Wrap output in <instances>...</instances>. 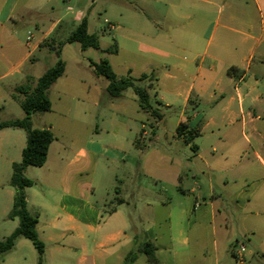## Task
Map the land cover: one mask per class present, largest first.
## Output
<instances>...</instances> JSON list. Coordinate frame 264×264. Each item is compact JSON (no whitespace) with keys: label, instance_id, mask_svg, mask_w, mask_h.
Wrapping results in <instances>:
<instances>
[{"label":"crops","instance_id":"0c3cea01","mask_svg":"<svg viewBox=\"0 0 264 264\" xmlns=\"http://www.w3.org/2000/svg\"><path fill=\"white\" fill-rule=\"evenodd\" d=\"M156 2L167 8L166 15L153 20L149 48L159 76L152 81L159 88L155 107L163 118L155 119L149 132L143 125L141 137H135L128 123L101 111V95L108 93L109 83L98 93L101 79L94 61L88 67L78 60L84 74L78 77L70 76L66 67L48 91V113L55 115L38 129H50L56 139L46 164L25 172L35 182L26 194L46 247L44 264H123L145 240L156 245L159 264H264V250L255 262L258 250L241 244V251L238 242L239 235L251 243L264 239V76L258 75L264 49L260 51L262 39L256 35V9L263 16L264 0ZM17 3L0 17V48L7 44L13 54H0V80L23 73L33 52L48 48L41 46L62 23L55 21L32 50L16 59L11 23ZM210 14L216 15L212 21ZM137 17L122 12L123 24H111L110 30H124L131 36L126 40L139 43L149 32L128 23ZM132 74L129 69L127 76ZM115 107L112 102L110 109ZM164 110L171 113L169 127ZM98 111L102 126L92 122ZM182 123L197 132L190 144L177 133ZM9 129L0 135L6 138ZM61 130L70 145L60 143ZM122 134L125 148L116 141ZM105 135L113 139L107 146L102 143ZM4 146L12 147L1 143L0 155ZM25 147L21 145L16 158H1L12 167L22 160ZM103 182L117 195L109 208L96 199L103 198ZM9 195L14 199L15 193ZM21 240L16 248L25 245ZM134 264H148L147 257L139 253Z\"/></svg>","mask_w":264,"mask_h":264},{"label":"rangeland","instance_id":"374dc122","mask_svg":"<svg viewBox=\"0 0 264 264\" xmlns=\"http://www.w3.org/2000/svg\"><path fill=\"white\" fill-rule=\"evenodd\" d=\"M15 1L16 0H0V17L4 18L6 16L11 5ZM17 2V7L13 13L14 19L11 23L16 31V59L19 58L21 53H27L32 50V46L41 41V39L47 35V32L55 21L59 19L62 21L60 28L52 33V35H47V37L50 40H55L59 43L64 42L75 30L78 24L86 17L88 20L89 33L97 35L100 39V49L89 48L86 51H83L79 43L66 44L63 47L61 58L66 63L70 76L78 77L79 75H84L77 66L78 60H82L89 67L91 61L99 63L101 61L100 58H107V60L111 62L114 72L119 76H127L128 70L131 69L134 72V74H132V77L134 78H139L143 74H154V78H159L158 69L154 63L155 60H153V55L149 48L153 47V43L151 42L153 20L154 18L156 20L161 17V15H166L167 8H160L157 5L156 0H17ZM30 5L35 6L36 9H29L28 6ZM256 11V35L262 39L261 51L264 49V14L262 16L258 9H256ZM122 12L138 16L137 20L133 21L130 19L128 23L149 32L145 35L147 37L140 38L141 42L137 43L135 41L126 40V38L130 39L129 37L131 36L124 30H110L111 24L116 26L123 24L119 21ZM215 16L216 15L214 14H210L208 20H214ZM213 22L209 24L210 29L213 27ZM29 36L32 38L31 41H28ZM133 38L135 37L133 36ZM115 43H117L119 47V53H106L105 51L113 47ZM0 54L6 55L7 58L9 56L12 58L13 56L12 53L8 52L7 44L4 45L3 49L0 48ZM58 60L55 51H52L49 48L38 49L33 52V58L22 67L23 73H14L0 80V122L19 120L25 117L24 110L20 106L18 100L14 98V94L17 95L15 88L27 84V80L24 78L25 75L33 78L31 79V86L35 87L38 78L42 76L46 70L54 67ZM2 73L3 70L0 69V75ZM258 75L264 76V66L263 70L259 72ZM91 79L95 78L92 76ZM100 79L101 82H98L97 84L98 93L101 91L100 89L102 85L104 86V84L108 83L106 78L100 77ZM147 84L149 85L150 83H145V85ZM149 91L152 95V102L155 105L159 98V96H157L159 88L155 85L154 87L152 86ZM127 93L126 96L116 99L110 98L108 93L101 95V101L103 104L102 109H105L101 111H105L107 115H109V118L113 117L115 120L119 119L128 123L129 126L133 128V131L136 134L135 137L140 138L141 127L145 125L146 132H149L152 129V126L156 125L155 118L141 109L138 98L133 89H128ZM53 100L54 103H56L54 97ZM112 102L115 103L116 107L110 109V104ZM122 105L123 107H119L120 109H118V106ZM163 113L164 122L169 127V125L172 124L170 119L171 113H167L165 110ZM95 114L96 119H93L92 122L102 126L101 112L99 113L98 111V113ZM54 115V113L49 114L48 112L36 113L32 118L33 128L38 129L47 126L48 122H51ZM71 116H75L74 106H72ZM105 122H108V119ZM108 123L107 125L110 126ZM6 133H8L6 138H3L2 134L0 135V144H10L12 147L8 148L7 146H4L1 149V155H9L16 158V152L22 144L26 143V132L24 130L10 128ZM123 138L124 135L122 134L121 138L116 140L119 146L125 144ZM102 140V143L107 146L108 141L113 139L111 136L105 135ZM150 140V137L146 138L147 142ZM258 140L262 139L259 138ZM69 141L70 140L65 133L61 130L60 143L69 144ZM194 142L197 143V140ZM1 155L0 241H3L18 227L19 220H11L8 218L14 202L13 197H10L9 195V191L15 193V189L10 185L13 168L1 158ZM32 169L37 171V168ZM31 175L32 174L30 173V176ZM100 186L101 190L99 193L102 194L103 198L97 197L96 199L101 204H106L105 207L109 208L116 202L115 197L117 195L115 194V189L114 187L110 188V186L104 182ZM21 239V241H24L25 245H19L18 248L15 247L11 252L0 256V264H39V254L33 243L26 238ZM238 242L239 247L241 244H244L249 248H253L254 251L258 250L255 251L256 253L253 257L255 262L262 257L261 254L264 250V245H261V243L264 242V239L258 238L251 243L245 236L239 235ZM234 244H236V247L238 246L236 241Z\"/></svg>","mask_w":264,"mask_h":264},{"label":"trees","instance_id":"16d2710c","mask_svg":"<svg viewBox=\"0 0 264 264\" xmlns=\"http://www.w3.org/2000/svg\"><path fill=\"white\" fill-rule=\"evenodd\" d=\"M79 43L82 50L89 48H100V39L95 34L89 33L87 19L75 28L71 35L64 41L57 43L55 40H47L41 47H48L55 51L58 56L57 64L49 68L37 81L35 87L31 86L32 80L29 78L27 84L16 88L14 98L18 100L25 112V117L19 120L0 122V131L4 129L24 130L27 135L26 147L22 152V160L14 163L10 185L15 189L13 208L8 215L11 220L18 219L19 225L12 234L3 241H0V256L11 252L17 241L21 238L30 240L39 254V264H44L46 247L40 239L37 231L38 217L30 213L26 188L34 186L35 182L29 179L25 172L28 167H42L48 159L50 145L56 137L50 129H36L32 126V118L36 113L50 112L52 103L48 97V91L66 72V63L62 60V50L66 44ZM118 47L114 45L106 52L117 53ZM94 72L98 77L108 80L107 91L112 98H120L128 89H133L138 97L141 109L153 116L157 121L162 120L163 114L152 102L149 89L152 87L154 76L144 74L139 78L132 76H118L112 69L107 59H102L99 63H93ZM233 71V69H232ZM151 82L149 85L145 83ZM20 95V96H19ZM179 137L190 144L197 134L193 129H189L187 124H180L177 128ZM156 245L149 240L138 244V248L131 251L125 258L123 264H134L138 254L142 253L147 257L148 264H159L157 258Z\"/></svg>","mask_w":264,"mask_h":264},{"label":"built area","instance_id":"2783aa9c","mask_svg":"<svg viewBox=\"0 0 264 264\" xmlns=\"http://www.w3.org/2000/svg\"><path fill=\"white\" fill-rule=\"evenodd\" d=\"M31 40H32V38H31V36H29V37H28V41H31ZM244 249H245V247H244L243 245H241V246H240V250L242 251V250H244ZM239 259H240V260H243V256H242V255H239Z\"/></svg>","mask_w":264,"mask_h":264}]
</instances>
